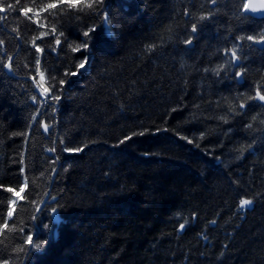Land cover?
<instances>
[{"label": "trees", "instance_id": "1", "mask_svg": "<svg viewBox=\"0 0 264 264\" xmlns=\"http://www.w3.org/2000/svg\"><path fill=\"white\" fill-rule=\"evenodd\" d=\"M211 1L2 0L0 264H264V19Z\"/></svg>", "mask_w": 264, "mask_h": 264}, {"label": "snow or ice", "instance_id": "2", "mask_svg": "<svg viewBox=\"0 0 264 264\" xmlns=\"http://www.w3.org/2000/svg\"><path fill=\"white\" fill-rule=\"evenodd\" d=\"M17 3H19V0H17ZM59 3H63V0H55V2H50L47 5H45V7L43 9H41L40 11H48V10H51V9H56L58 7ZM94 4H103V0H84L83 6L91 9V8H93ZM68 7L75 8V7H78V5H77V3L69 2ZM12 8H13L12 4H8L7 5V9H12ZM4 11H6V9L2 6V0H0V12H4ZM29 12H32L31 8H25V9L22 10V14L25 17H28L29 19H31V17L28 16ZM242 12H262V13H264V0H258V3H254L253 0H242ZM38 14L39 13L37 12V15ZM0 19H2V18H0ZM105 19L107 20V17H105ZM201 19H205V17H201ZM41 27H43V25H41ZM52 31L55 32V28H53ZM196 31H197V27L194 24L193 27H192V32L196 33ZM41 35L42 36L46 35V33H42ZM84 35L87 36V35H89V33L86 32V33H84ZM247 39L248 40H253L255 42L264 43V35H261L258 39L256 37H253V36H248ZM60 42H61L60 39L57 38L56 39V44L59 45ZM191 43H192V39L186 40V44H191ZM33 44L35 46V41H33ZM35 50H36L37 53H41L43 51V49H41L39 46H35ZM72 50L74 52L75 51H80V48H79V46H77V47L73 48ZM226 54H230L232 62H235V61H237L239 59V57L237 56L236 49H233V50H231L230 53H226ZM36 63H37V65H39V63H40L39 59H37ZM8 67L10 68L11 65L9 64ZM79 67L80 68L85 67V63H81L79 65ZM236 75L240 76L242 74L238 72V73H236ZM40 77H41L42 80L44 79L42 73H40ZM60 83L63 84L64 81L61 80ZM38 87H40V85H38ZM49 91H50L49 88L44 87L42 89V94L47 95L49 93ZM51 98L58 100L60 97L59 96H52ZM34 99H35V97H34ZM251 99H258L259 101L264 102V94H262L261 91L259 89H257L255 96L251 97ZM244 106L245 105H243V104L240 105L241 108H243ZM44 128H45V131H47V125H44ZM141 134H143V133H141ZM82 150H83L82 148H70V147H66L65 148V151L69 152V153L79 152V151H82ZM53 151H54V149H53ZM0 188H3V186H0ZM4 190L10 192L13 197L22 198V197H20V193L24 192V187L23 186L20 187L19 191H17L16 189H13L11 187H8V188H6ZM15 203H16L15 199L10 201V204H12V205H14ZM250 204H251L250 200L241 199L239 206H240L241 209H243L245 206L250 205ZM55 212H56V209H53V213H55ZM7 215H8V217H11L13 215L11 207L9 208V211H8ZM213 223H215V222L213 221ZM4 227H7V224H5ZM184 227H185L184 224L180 225V229L181 230L184 229ZM32 241H33V237H32V235H29L27 237V241L26 242L28 244H32ZM41 246H42L41 244H36V247L38 249Z\"/></svg>", "mask_w": 264, "mask_h": 264}, {"label": "water", "instance_id": "3", "mask_svg": "<svg viewBox=\"0 0 264 264\" xmlns=\"http://www.w3.org/2000/svg\"><path fill=\"white\" fill-rule=\"evenodd\" d=\"M253 2L254 3H258V0H253ZM215 3L212 5V7H215ZM244 14L245 15H247V16H251V17H253V18H255V19H260V20H262V19H264V13H262V12H244ZM193 44H191V46H192ZM255 47H258V48H260V49H264V43H260V42H255ZM241 65H242V61L240 60V59H238L237 61H235V66L237 67V68H240L241 67ZM242 75H240L239 76V80L240 81H242V78H243V72H240ZM263 94V93H262ZM42 96V95H41ZM44 98V100L45 101H47L48 100V96L47 97H43ZM257 100V102H259L260 104H262L263 106H264V102H261V101H259L258 99H256Z\"/></svg>", "mask_w": 264, "mask_h": 264}, {"label": "rangeland", "instance_id": "4", "mask_svg": "<svg viewBox=\"0 0 264 264\" xmlns=\"http://www.w3.org/2000/svg\"><path fill=\"white\" fill-rule=\"evenodd\" d=\"M216 4L215 5V7H212V5L213 4ZM211 7H212V9H214V8H216L217 7V5L219 4V1L218 0H212L211 1ZM105 26H106V30H107V33L108 34H110L111 33V30H110V25H109V23L108 22H106V24H105ZM192 42H193V40H192ZM236 49V51H237V56L239 57V59L242 61V63H243V57H242V51L239 49V48H235ZM231 60L228 62V64L230 63L231 64ZM86 68V66L85 67H83V68H81V70H84ZM244 72V71H243ZM39 81H40V94L42 95V97H47L48 96V98H49V96H50V91H49V93L47 94V95H44V94H42V89L44 88V87H46L45 86V84H44V79L42 80L41 79V77H40V79H39Z\"/></svg>", "mask_w": 264, "mask_h": 264}, {"label": "bare ground", "instance_id": "5", "mask_svg": "<svg viewBox=\"0 0 264 264\" xmlns=\"http://www.w3.org/2000/svg\"><path fill=\"white\" fill-rule=\"evenodd\" d=\"M45 84V83H44ZM43 98V97H42ZM44 99V98H43Z\"/></svg>", "mask_w": 264, "mask_h": 264}]
</instances>
